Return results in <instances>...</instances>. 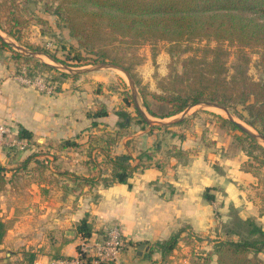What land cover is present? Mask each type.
I'll return each mask as SVG.
<instances>
[{"label": "crops", "instance_id": "1", "mask_svg": "<svg viewBox=\"0 0 264 264\" xmlns=\"http://www.w3.org/2000/svg\"><path fill=\"white\" fill-rule=\"evenodd\" d=\"M141 55L143 64L137 71L146 84L153 60L148 50ZM168 58L165 51L156 55L162 76ZM88 74L67 79L61 92L50 94L23 84L0 59V125L10 128L0 140V166L8 182L0 195V218L8 225L0 264H30V255L31 264L74 258L81 243L105 238L113 225L124 238L116 264H192L194 256L204 254L200 251L212 248L218 222L227 218L230 206L243 219L255 218L264 230L256 201L243 195L255 178L241 169L245 158L231 150L232 137L216 119L204 126L192 119L194 112L180 125H143L126 119L130 132L122 134L119 112L134 116L130 106L106 87L110 76L100 71ZM99 104L107 116L90 118ZM177 116L155 120L168 122ZM93 121L97 128L91 127ZM19 129L30 132L31 139L18 138ZM109 133H117L108 148L111 156L128 154L135 159L142 152H154L150 165L134 173L129 185L90 187L83 180L75 182L73 174L86 180L106 175L104 138ZM172 146L187 152L186 163L165 158L163 149ZM159 153L164 154L162 160H156ZM206 189L214 195L211 204L203 199ZM85 217L91 230L87 239L77 230ZM177 233V245L165 262L155 244Z\"/></svg>", "mask_w": 264, "mask_h": 264}, {"label": "trees", "instance_id": "2", "mask_svg": "<svg viewBox=\"0 0 264 264\" xmlns=\"http://www.w3.org/2000/svg\"><path fill=\"white\" fill-rule=\"evenodd\" d=\"M53 14L64 23L70 36L77 40L78 46L90 55L85 57L81 52H76L73 58L60 60L56 55L44 51L43 53L55 63L68 67L109 63L122 67L134 77L124 58L118 54L120 50L124 46L137 48L144 44L153 46L166 42L170 55L174 52L192 53L183 60L181 72L168 77L167 84L170 86H164L162 94H149L159 104H165L168 107L167 112L156 113L150 107L148 95H141L143 107L149 116L156 119L173 117L204 101L218 103L229 109V112L234 103H248L246 107L249 119H243L249 126L259 128V132L264 136V85L250 80L241 69L231 77V81L226 75L229 47L238 50L242 64L248 63L244 50L259 51L260 66L264 71V0H59ZM24 25V21L11 10L5 26L0 25V31L19 41L20 30ZM202 42L205 44L201 45ZM3 50L11 53L12 60L24 63L25 70L15 71L17 77H23L24 72L30 82L35 77H45L49 82L47 86L51 87L48 92L50 94L61 92V86L66 79L78 78L58 72L47 63L14 51L0 36V52ZM70 61L75 63L70 64ZM41 92L47 93L43 90ZM124 101L127 102L126 106L134 107L137 117L135 122L145 125L132 99ZM213 115L221 129L231 137L239 139L238 134L244 135L247 147L243 150L247 156L257 159L252 156L253 151L264 156V147L243 133L234 122L220 115ZM88 116L92 119L105 117L107 111L103 104H99ZM119 116L130 121L127 113L119 112ZM185 122L186 120H180L174 125ZM97 126L98 123L93 121L91 127ZM119 126L127 127L125 122ZM116 136L117 133H109L104 138L105 160L108 166L106 175L86 180L73 174L75 182L83 180L90 187L98 184L103 187L114 184L129 185V179L134 173L150 165L154 152L140 153L135 158L138 160L136 164L135 159L128 154L111 156L108 148L114 144ZM18 138L30 140L31 133L19 129ZM64 144L76 145L74 142ZM158 147L154 149L158 150ZM164 154L166 159L173 157L178 162H187L188 154L175 146ZM33 158L34 154L26 159L22 167ZM215 169L218 170L216 167ZM7 183L5 169L0 166V195ZM209 190L206 189L203 199L211 204L214 202V195L211 192L207 194ZM259 215L264 217V208ZM228 219V222L219 221L216 229L227 238L214 242L212 248L203 255L194 256L192 264H264L258 257L264 253L262 225L255 218H241L233 206L229 207ZM7 227L0 218V244ZM77 230L83 239L90 236L91 230L86 217L79 223ZM179 235L180 233H177L166 241L156 242L154 248L160 250L163 261L166 262L175 249ZM32 258L33 255H30V264ZM89 262L90 258L85 257L83 264Z\"/></svg>", "mask_w": 264, "mask_h": 264}, {"label": "rangeland", "instance_id": "3", "mask_svg": "<svg viewBox=\"0 0 264 264\" xmlns=\"http://www.w3.org/2000/svg\"><path fill=\"white\" fill-rule=\"evenodd\" d=\"M59 0H0V25L5 26V22L7 20V17L9 16V13L12 12L15 14V16H18L21 18L25 25L21 27L20 30V40L15 41L12 38H9L5 33L0 31V36L5 38L8 42H13L17 46L23 47L25 50L31 52L35 51L33 49H37L35 52L43 53L44 51L56 55L57 58L60 60L66 59V57L73 58L75 56L76 52H81L82 56L90 57V55L87 54L86 51L82 50L77 43V40L75 38H72L70 36L69 31L64 26V23L58 19V17L53 14V11L55 7L57 6ZM205 44V42H202L201 45ZM185 45V44H183ZM194 46V45H193ZM14 50V49H13ZM148 50L149 54H151L152 60L149 64V68L151 70L149 81L145 84L143 83V79L140 77L137 69L139 66L143 64V57L142 53L144 51ZM169 45L166 42H159L156 45H150V44H144L140 47H127L124 46L120 52L118 53L124 58L125 63L130 67V70L134 77H131L133 80V83L135 85L136 95L138 99V104L140 108L143 110L145 115L149 118L151 121H156V118H153L149 116L143 107L141 95L147 94V99L150 103V107L152 110H154L158 114H162L168 111V107L165 104H159L157 101H155L153 98L149 96V94H162L164 86H170L168 85L167 80L168 77L181 72V64L184 59H186L190 54L191 51L188 52H180L176 53L174 52L173 55H170L168 52ZM16 51V50H14ZM165 51L166 54H168V59H166V73L165 75H161L160 72L157 70L159 67V64L156 63V55L157 53ZM245 56H247L248 63L242 64L241 63V54L238 52L237 49L233 47H229V58L227 60V78L231 81V77L237 73V70L241 69L245 71L248 78L252 80L253 82H261L264 85V71L263 67L260 66V52L256 50H244ZM4 61V63H7L9 67L11 68V71L13 74H15L16 70H25V65L22 61H16L11 59V53L7 50H3V53H0V59ZM43 62H46L47 64L53 65V66H59L60 64H54L52 63L46 56L41 55L37 57ZM75 61H70V64H74ZM101 63L96 64H88L81 67H71L74 69L82 68V67H94ZM153 70V71H152ZM62 72V71H58ZM100 72L104 73L106 76H110L111 80L108 81L106 87L110 88L112 92L120 94L119 97L123 96V102L126 104V101H129L130 98H133L131 95V88L129 86L128 79L126 76L116 70V69H104ZM93 74V73H90ZM89 75V74H88ZM83 75L79 76L85 78ZM26 74L24 72L23 77L27 80ZM67 80V79H66ZM65 80V81H66ZM29 81V80H28ZM64 81V82H65ZM33 85L35 86H41V89L43 91H47L51 87L47 86L49 82L46 81L45 77H35L31 81ZM165 94V93H164ZM167 94V93H166ZM247 104L248 103H234L231 107V115L233 119L239 123H241L243 126L249 128L252 132L261 134L259 132V128H253L247 124V122L243 119H249L247 115ZM130 106V114H134V116H130V120L135 121L136 120V113L135 110H133ZM229 111V109H228ZM195 113L191 115L192 113ZM192 119L197 120V124L200 126H204V123L206 121L215 119L213 114L220 115L227 119L225 112L219 109L215 108H205L202 109L200 107H194L192 108L188 113ZM120 123H124L126 120L123 118L120 119ZM178 129V127H177ZM180 130V129H179ZM120 132L122 134H129L128 129L120 128ZM239 135L238 138L232 137V144L233 148H231L232 151H240L242 152L244 156V161L241 164V169L248 170L255 180L254 183L247 184L245 186V189L243 190V195L245 199L253 198V200L256 201V205L258 207V212L261 211V209L264 208V156L259 154L256 151L252 152V156H254L257 159H253L249 156H247V153L244 151L247 147V141L244 137V135ZM259 144V143H258ZM261 145V144H260ZM263 146V145H262ZM244 149V150H243ZM248 149V148H247ZM164 153L168 149H163ZM249 151V150H248ZM186 152V151H185ZM187 153V152H186ZM159 159L156 160H162L164 158V154L159 153L157 155ZM155 156V158H158ZM161 158V159H160ZM145 160V159H144ZM188 160V158H187ZM216 167V166H214ZM245 172V171H244ZM206 191V190H205ZM204 191V193H205ZM207 191V194H209ZM203 193V194H204ZM236 211L238 209L234 208ZM226 219H223V222H228V214L226 216ZM215 234L213 235L212 241L216 242L219 240H225L227 237H224L220 232L215 231ZM213 246V245H212ZM205 252V250L200 251ZM200 256V255H199ZM258 257L264 261V253L259 254ZM201 258V257H198Z\"/></svg>", "mask_w": 264, "mask_h": 264}, {"label": "water", "instance_id": "4", "mask_svg": "<svg viewBox=\"0 0 264 264\" xmlns=\"http://www.w3.org/2000/svg\"><path fill=\"white\" fill-rule=\"evenodd\" d=\"M1 38H3L1 36ZM5 40V42L14 50H16L17 52L21 53L22 55L24 56H28V57H32V58H35V59H38L37 57L38 56H41V55H44L46 56V58H48L52 63L54 64H60V63H55L52 59H50L47 55H45L44 53H38V52H35V51H27L25 50L23 47L21 46H17L16 44H14L13 42H8L5 38H3ZM40 60V59H38ZM41 61V60H40ZM43 62V61H42ZM46 63V62H44ZM50 65V64H49ZM62 65L61 67L59 66H53L55 67L58 71H62V73L64 74H68L70 76H80V75H84V74H88V73H93V72H98V71H101V70H104V69H116L120 72H122L126 78L128 79V82H129V86L131 88V95H132V98H133V103L137 109V111L140 113L141 115V118L143 119V121L146 123V124H149V125H161V126H167V125H172L174 124L175 122L177 121H180V120H183L184 117H186L189 113V111L194 108V107H200L202 109H205V108H215V109H219V110H222L223 112H225L226 114V117L228 120L234 122L236 124V126L243 132L245 133L248 137L252 138L253 140H255L256 142H258L259 144L263 145L264 147V136L262 134H256L254 132H252L249 128L243 126L241 123L235 121L231 115V113L228 111V109L218 103H215V102H209V101H204V102H201V103H198L194 106H191V107H188L186 108L183 112H181L175 119H172L168 122H157V121H151L149 120V118L145 115V113L143 112V110L140 108L139 104H138V99H137V95H136V90H135V85L133 83V80L131 79L129 73L124 70L122 67L120 66H117V65H112V64H109V63H101V64H98L94 67H82V68H77V69H74V68H71V67H68L64 64H60ZM138 249L139 250H143V245H139L138 246Z\"/></svg>", "mask_w": 264, "mask_h": 264}, {"label": "built area", "instance_id": "5", "mask_svg": "<svg viewBox=\"0 0 264 264\" xmlns=\"http://www.w3.org/2000/svg\"><path fill=\"white\" fill-rule=\"evenodd\" d=\"M19 80L25 85H33L30 81L19 77ZM41 89V86H35ZM51 89H48V92ZM10 128L8 126L0 125V140H2L3 135L8 134ZM124 238L121 233V229L117 225L111 226L107 232L105 238L89 244L86 241L79 245V252L77 256L70 259H60L53 264H83L84 258L89 257L90 262L88 264H116L117 258L123 248ZM84 256V258H82Z\"/></svg>", "mask_w": 264, "mask_h": 264}]
</instances>
